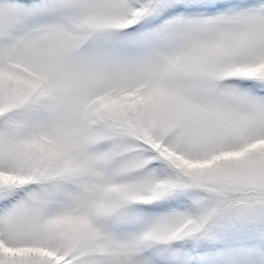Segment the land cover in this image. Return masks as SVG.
I'll list each match as a JSON object with an SVG mask.
<instances>
[{"label": "snow or ice", "instance_id": "obj_1", "mask_svg": "<svg viewBox=\"0 0 264 264\" xmlns=\"http://www.w3.org/2000/svg\"><path fill=\"white\" fill-rule=\"evenodd\" d=\"M0 264H264V0H0Z\"/></svg>", "mask_w": 264, "mask_h": 264}]
</instances>
